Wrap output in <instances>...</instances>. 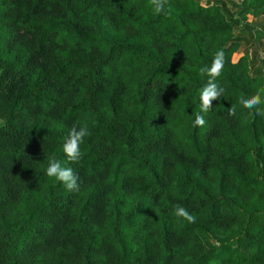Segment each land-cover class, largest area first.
<instances>
[{
	"label": "trees",
	"instance_id": "1",
	"mask_svg": "<svg viewBox=\"0 0 264 264\" xmlns=\"http://www.w3.org/2000/svg\"><path fill=\"white\" fill-rule=\"evenodd\" d=\"M229 2L0 0V264H264V118L240 104L264 76L235 34L249 15L264 40V0ZM218 50L225 91L199 127Z\"/></svg>",
	"mask_w": 264,
	"mask_h": 264
},
{
	"label": "clouds",
	"instance_id": "2",
	"mask_svg": "<svg viewBox=\"0 0 264 264\" xmlns=\"http://www.w3.org/2000/svg\"><path fill=\"white\" fill-rule=\"evenodd\" d=\"M153 10L156 14H164L168 0H151ZM225 53L223 50H218L212 60L210 66H204L199 69L200 75H207L209 77L206 85L200 91V112L195 114V125L203 127L206 123L204 115L201 113H208L213 107V101L220 100L224 95V88L216 81L222 73L225 65ZM264 89H260L250 98H241L240 104L245 109H256V114L264 118ZM236 107L229 108V115H235ZM79 122L74 124L70 129L68 136L65 138L63 144V151L67 159L72 163H78L83 156L80 145L84 142L85 137L90 136L91 133L86 126H79ZM49 177H53L62 182L69 191H79V177L71 167L62 166L60 161L55 159L50 160L46 170ZM178 218H183L190 223H194L196 217L189 213V211L182 205L175 206V213Z\"/></svg>",
	"mask_w": 264,
	"mask_h": 264
},
{
	"label": "rangeland",
	"instance_id": "3",
	"mask_svg": "<svg viewBox=\"0 0 264 264\" xmlns=\"http://www.w3.org/2000/svg\"><path fill=\"white\" fill-rule=\"evenodd\" d=\"M208 1H224L227 7L232 13H237V9L231 5L229 0H201L202 4ZM240 24L245 22L247 24L257 25L258 23L262 24L260 19H255L249 15L239 16ZM236 27L235 34L240 35L245 38V41H242V47L247 48V53L249 55V61L251 63L252 69L251 74H261L264 76V65L259 61V59H264V40H259L257 38L255 41L250 38L249 33L242 28L243 25Z\"/></svg>",
	"mask_w": 264,
	"mask_h": 264
}]
</instances>
